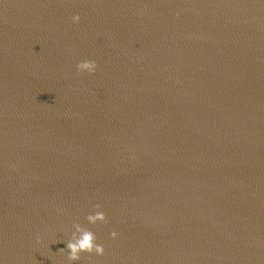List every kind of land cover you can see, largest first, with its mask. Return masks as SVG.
<instances>
[{
	"label": "water",
	"instance_id": "obj_1",
	"mask_svg": "<svg viewBox=\"0 0 264 264\" xmlns=\"http://www.w3.org/2000/svg\"><path fill=\"white\" fill-rule=\"evenodd\" d=\"M76 224L75 264H264V0H0V264Z\"/></svg>",
	"mask_w": 264,
	"mask_h": 264
},
{
	"label": "clouds",
	"instance_id": "obj_2",
	"mask_svg": "<svg viewBox=\"0 0 264 264\" xmlns=\"http://www.w3.org/2000/svg\"><path fill=\"white\" fill-rule=\"evenodd\" d=\"M73 22L79 23L80 16H73ZM98 65L95 61H83L77 65L78 73L83 75L84 73L95 74ZM97 211L95 214H89L86 219L92 225L97 224H106L108 222L107 216L105 213L100 211V205H96ZM118 234L113 231L111 233L112 239H116ZM38 243H42L40 238H37ZM68 255L67 259L70 262H78L81 260L82 254H96L99 256L105 255V249L102 245L97 243V236L94 232L88 228L81 227L79 224L75 225V232L72 233L71 240L67 242ZM65 250L61 249L60 252L63 253Z\"/></svg>",
	"mask_w": 264,
	"mask_h": 264
}]
</instances>
